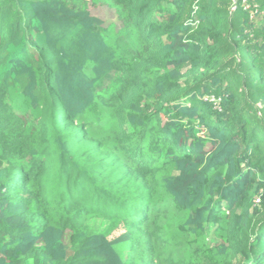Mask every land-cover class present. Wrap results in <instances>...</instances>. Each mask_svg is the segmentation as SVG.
Here are the masks:
<instances>
[{
    "label": "trees",
    "instance_id": "trees-1",
    "mask_svg": "<svg viewBox=\"0 0 264 264\" xmlns=\"http://www.w3.org/2000/svg\"><path fill=\"white\" fill-rule=\"evenodd\" d=\"M103 1L0 0V264H264V0Z\"/></svg>",
    "mask_w": 264,
    "mask_h": 264
},
{
    "label": "rangeland",
    "instance_id": "rangeland-1",
    "mask_svg": "<svg viewBox=\"0 0 264 264\" xmlns=\"http://www.w3.org/2000/svg\"><path fill=\"white\" fill-rule=\"evenodd\" d=\"M89 6L90 12L94 15L100 18V20L103 22L104 27L111 30V37L107 33V39L110 41V38H113V34H119L122 33V24L118 19L117 11L114 7H112L110 4L104 2L103 0H98V2L92 0H86ZM17 91V90H16ZM15 93V92H14ZM122 232H124V228H117L113 232V237H117ZM253 250V249H252Z\"/></svg>",
    "mask_w": 264,
    "mask_h": 264
}]
</instances>
